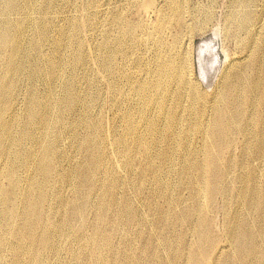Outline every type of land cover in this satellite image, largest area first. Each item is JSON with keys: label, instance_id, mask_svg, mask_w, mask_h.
<instances>
[{"label": "rangeland", "instance_id": "obj_1", "mask_svg": "<svg viewBox=\"0 0 264 264\" xmlns=\"http://www.w3.org/2000/svg\"><path fill=\"white\" fill-rule=\"evenodd\" d=\"M49 1L51 26L43 56L59 60L54 52L59 29L70 21L79 24L65 34L62 51L69 64L73 49L83 53L76 69L77 100L66 114L65 125H55L53 133L43 138L40 121L26 118L29 101L35 97L36 102L44 103L49 88L62 97L64 79L70 74L66 69L57 78L39 74L30 79L31 66L18 61L30 57V52L12 55L8 49L0 50V79L16 77V86L2 98L7 113L0 122V181H5L9 168L14 176L2 190L11 201L1 202L0 207L16 206L19 217L12 224L16 234L21 233L25 200L36 194H29L31 184L45 185L46 201L37 211L42 226L38 235H50L46 244L39 237L17 241L1 230L0 264H91L95 260L100 264H243L240 257L244 253L233 240L241 224H249L253 242L260 249L246 260L264 262V228L260 227L264 202L256 192L264 193V152L255 139L261 126L251 120L256 111L250 100L255 92L244 94L245 116L240 126L227 127V133L233 135L230 139L212 134L211 102L204 117L190 110L192 90H200L211 101L223 84L224 72L240 69L264 47V0L244 1L254 16L250 29L238 26L242 0ZM148 2L154 11L150 14L153 22L145 11ZM31 5L39 17L46 0H33ZM25 8L22 4L20 11L7 18L26 29L22 44L31 48L34 28L24 21ZM4 18L0 12V21ZM31 51L32 56L40 54V49ZM186 56L187 85L193 86H187L180 105L174 108L179 89L171 83L165 102L179 117L177 133L172 135L158 104L166 89L157 87L166 77V63ZM208 61L212 68L206 75L203 69ZM201 102L197 99L198 106ZM14 121L15 139L7 140L5 123ZM130 121L134 132L129 129ZM244 127L252 133L247 139L237 131ZM24 130L28 131L25 135ZM91 137L94 146H90ZM118 138L125 139L123 144ZM49 140L51 150L45 151L43 143ZM209 152L216 157L215 171H228L229 193L213 198L209 197L211 182L221 181L210 180L215 171L210 172L206 165ZM96 154H100V166ZM40 163L50 165L47 179L40 172ZM197 168L203 171L194 178ZM93 181L95 187L91 188ZM111 183L114 187L107 190ZM250 194L262 202L261 208L248 207ZM65 201L81 205L82 216L74 215ZM100 204L105 205L101 217ZM185 210L192 215L188 220L182 217ZM68 214L71 219L64 225ZM205 220L209 222L204 224ZM95 232L97 237L91 240Z\"/></svg>", "mask_w": 264, "mask_h": 264}, {"label": "bare ground", "instance_id": "obj_2", "mask_svg": "<svg viewBox=\"0 0 264 264\" xmlns=\"http://www.w3.org/2000/svg\"><path fill=\"white\" fill-rule=\"evenodd\" d=\"M33 0H0V12L6 15V18L1 20L0 22V50L8 49L12 55H21L27 54L28 52L31 53V56L28 55L24 56L23 58L20 57L18 61L29 64L31 66L29 77L30 79H34L39 74L46 75V78H57L58 76H62L65 70H68L70 74L64 79V83L62 88L64 90V94L62 97H57L53 89L49 88V91L46 95V101L44 103L36 102L35 97H32L29 101L27 110H26V118L27 120L36 121L39 120L38 123L40 128L43 131V138L48 137L53 133V128L55 125H65V117L66 114L71 112L73 109L74 103L77 100L75 95V79L78 78V74L76 73L77 65L79 62L83 60V53L80 48H75L72 51V61L71 63H67L62 58V51L66 46L65 42V34L76 30L79 24L75 21H70L69 24L65 27L59 29V35L54 40V52L55 54L60 55V59L51 58L43 56L42 48L45 41L48 39L49 30H50V23L48 21V8L52 5L49 0H46V5L44 7V13L41 14L39 17H36L33 14V7L31 2ZM246 0H242L243 7L242 10L238 13L239 19V28L243 29H250V24L252 23V18L254 17L253 14L250 13L248 9V5L245 3ZM22 4L26 7V15L24 16V21H26L30 26L34 28V35L31 40V48L26 47L22 44V40L24 39L23 34L25 33L26 29H21L19 26L17 27V23L13 22V19L7 18L8 14L14 13L15 11H20ZM145 7L146 14L148 19L153 22L154 17H150L154 11L150 9L151 4L148 2ZM151 14V15H150ZM152 18V19H151ZM248 34V33H247ZM257 39V38H256ZM39 56H32L31 50H39ZM43 56L42 58H39ZM19 57V56H16ZM187 56L186 57H177L165 65V78L159 81V85L157 90L160 87L164 86L166 89L165 97L163 100H159L158 104L161 110L164 112L166 118L168 119L172 130V135H176L177 129L175 127L176 122L179 120L178 114L175 110L166 108L165 102L167 99V95L169 92V87L171 83L177 84L176 86L179 89V96L175 102V107L180 105V101L182 100L183 93L186 92V88L192 87L193 85L190 83L188 84L187 77H186V68L185 64H187ZM201 59V58H200ZM204 66V74L208 75L209 68H212L211 61H208ZM12 63L15 65V61L12 60ZM69 64V65H66ZM26 68V67H25ZM24 68V69H25ZM23 70V69H22ZM255 71V72H254ZM17 76L19 71L16 72ZM253 74V75H252ZM222 85L220 86L219 92L215 94L213 99L209 101L205 94L198 89H194L191 91V106L190 110L195 109L198 116L204 117L207 110V105L211 102L210 107L213 106L214 110V125L212 134L214 137H220L225 139H230L233 137L230 133H227V127L230 125L240 126V121L245 116V111L243 107V100L247 95L244 96L246 92H255V95L251 97L250 103L254 108V113H251L252 123L258 124L261 126V131H259L255 139L260 147L261 153L264 152V47L261 49L260 52L254 53L251 59L246 62L244 65L242 64L241 68L234 67L231 71L224 72L221 76ZM36 80V79H35ZM16 86V77L13 79H0V122L5 120V115L7 113V105L3 101V96L6 91L13 89ZM188 86V87H187ZM195 88V87H194ZM158 94V92H154ZM34 96V95H33ZM197 99L201 100V104L198 106ZM28 102V101H27ZM206 108V109H205ZM56 111V114H54ZM233 122L235 124H233ZM5 126H7L8 133L6 134L7 140H14L15 139V129L17 127V122H6ZM129 129L131 132H134V127L132 121L129 123ZM175 127V128H174ZM201 127V126H200ZM244 137L247 139L251 137L252 133H249L247 129L244 127L243 129L237 130ZM28 131L24 130L22 132L23 135L27 134ZM22 135V136H23ZM249 135V137H248ZM28 138V136H27ZM125 139L118 138V142L123 144ZM51 140L43 143V149L45 151L51 150L50 144ZM218 146H223V143L219 142L218 140L215 142ZM95 145V138L91 137V145ZM28 154H32V152H28ZM50 154V153H49ZM34 156V155H33ZM97 166L102 164L100 154H96ZM208 159L206 162L207 168L210 172H214L217 166L216 157L212 155L210 152L208 153ZM103 168V166H102ZM91 171V170H90ZM203 169L197 168L196 171L193 173V177L195 178V174H201ZM40 172L45 179H47L50 175L51 168L50 165L43 166L40 163ZM14 176V171L12 168L8 169L7 176L4 182L0 181V203L4 202L5 204H9L11 201V196L9 194H3L2 190L7 184L11 183V178ZM91 176V173L88 177H86L83 182H86ZM212 177V176H210ZM214 178H210L211 181L219 179L221 184H216L211 182V193L210 198H213L218 193L221 194H228L229 188L226 185V180L228 178V171L226 168H221L219 171H215L213 174ZM198 179V178H197ZM216 184V185H215ZM92 187H95L94 181L91 183ZM114 187V184L111 183L110 186L107 187V190H111ZM36 192V194H35ZM261 197L262 202H264V193L261 191H256ZM254 192V195L257 193ZM75 193V189H74ZM29 194L34 195V199L28 197L24 203V212L22 214V222L20 226V232L16 234V228H14L12 224V220L18 216L16 206L12 208L3 209L0 207V232L4 230L6 233H11V236L19 241L21 238H31L35 239L37 237L40 238V241L46 242V244L50 241V235H43L39 236L38 232L42 228L40 218L38 216L37 211L43 206L46 201V190L44 186H38L36 183L31 184L29 189ZM261 201H257L254 199L253 194H250L249 199L247 201L248 207L252 208H261ZM64 205L70 209V211L76 216H82L83 208L81 205L75 203V201H65ZM104 204H100V217L104 214ZM210 209V208H209ZM264 215V210L260 212ZM182 217H185L187 220L192 217L190 211H184ZM71 219V215H67L64 220L63 224L67 225ZM202 222V220H201ZM209 222V220H205L204 224ZM82 227V226H81ZM260 227L264 228V224L260 225ZM3 233V232H2ZM254 231L251 230L249 224H241L238 227V231L236 235L233 236V240H235L236 246L238 250L244 253L242 258L243 264H264V262L259 261H249L246 260L248 256H256L259 252V248L257 244L253 242L254 240ZM97 237V232L93 233L90 239H94ZM195 256L198 255L199 250V243H195ZM18 244L16 245L15 249L18 248ZM208 256V255H207ZM239 260V259H238ZM91 264H100L98 260H95Z\"/></svg>", "mask_w": 264, "mask_h": 264}]
</instances>
